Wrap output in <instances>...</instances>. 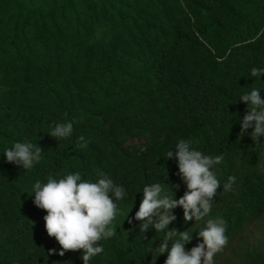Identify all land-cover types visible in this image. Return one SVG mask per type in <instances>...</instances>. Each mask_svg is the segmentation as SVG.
<instances>
[{
	"label": "trees",
	"instance_id": "trees-1",
	"mask_svg": "<svg viewBox=\"0 0 264 264\" xmlns=\"http://www.w3.org/2000/svg\"><path fill=\"white\" fill-rule=\"evenodd\" d=\"M253 67L264 69V0H0V264H83L82 250L58 254L32 192L76 172L93 183L103 173L126 193L114 201L116 235L89 264H155L164 233L141 234L135 214L146 185L177 200L187 191L167 159L181 139L224 160L210 169L220 188L209 216L185 224L177 207L168 230L192 233L190 251L207 219H223L228 242L214 264L227 253L234 263L221 264H264V138L239 135L240 97L255 88L264 98ZM69 121L71 137L48 135ZM16 142L40 147L41 161L8 163Z\"/></svg>",
	"mask_w": 264,
	"mask_h": 264
},
{
	"label": "clouds",
	"instance_id": "clouds-1",
	"mask_svg": "<svg viewBox=\"0 0 264 264\" xmlns=\"http://www.w3.org/2000/svg\"><path fill=\"white\" fill-rule=\"evenodd\" d=\"M251 76H264V69L253 67ZM240 101L247 105V111L240 121L239 135L242 137L248 129H253L251 139L256 145H260L261 138H264V98H261L259 90L253 88L249 93L243 94ZM73 131L71 121L56 123L48 135L62 140L71 137ZM79 142L80 147H86L88 143L83 136L79 137ZM42 152L40 147L30 142H16L12 148L5 149L4 156L8 163L28 170L41 161ZM173 158L178 161L179 175L186 184L187 191L177 200L172 189L169 192L164 184L146 185L135 220L141 222V234L147 233L150 227L156 232L164 233L160 245L149 251L156 252L155 258L152 255L155 264L156 258L165 253L167 259L164 264H214V256L228 242L225 220L207 219L206 226L199 231V238L203 242L190 251L186 250L185 245L191 242L192 233L177 229L169 231L168 226L176 221L172 210L177 207L183 209L185 224L193 219L199 222L209 216L217 189L220 188V182L210 169L221 164L224 156L205 155L192 149L188 141L181 139L174 152H167V159ZM100 176L93 183L82 180L81 174L76 172L59 180L50 176L47 183L37 181L33 185L34 204L46 211V232L60 245L62 250L58 254L61 257L65 252L82 250L83 264H89L93 257L104 251L99 242L116 235V228L112 224L119 209L114 201L124 199L125 189L116 185L107 175L100 173ZM235 181L236 177L230 176L223 185V190L232 191ZM48 254H55V250H50Z\"/></svg>",
	"mask_w": 264,
	"mask_h": 264
},
{
	"label": "rangeland",
	"instance_id": "rangeland-1",
	"mask_svg": "<svg viewBox=\"0 0 264 264\" xmlns=\"http://www.w3.org/2000/svg\"><path fill=\"white\" fill-rule=\"evenodd\" d=\"M132 144H136V145H142V143L141 142H139V141H137V140H133L132 141ZM257 233V232H256ZM255 233V234H256ZM259 235L257 234V237H258ZM251 237H253V236H251ZM255 237V236H254ZM224 261H231V263H234V261H233V257L229 254V253H227L226 255H225V258H223L222 260H221V263H223ZM220 263V264H221Z\"/></svg>",
	"mask_w": 264,
	"mask_h": 264
}]
</instances>
